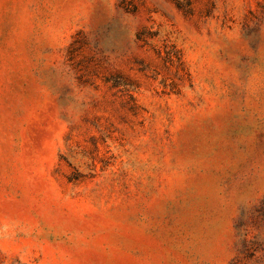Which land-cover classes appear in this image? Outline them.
Masks as SVG:
<instances>
[{"label": "rangeland", "instance_id": "1", "mask_svg": "<svg viewBox=\"0 0 264 264\" xmlns=\"http://www.w3.org/2000/svg\"><path fill=\"white\" fill-rule=\"evenodd\" d=\"M0 264H264V0H0Z\"/></svg>", "mask_w": 264, "mask_h": 264}, {"label": "trees", "instance_id": "2", "mask_svg": "<svg viewBox=\"0 0 264 264\" xmlns=\"http://www.w3.org/2000/svg\"><path fill=\"white\" fill-rule=\"evenodd\" d=\"M171 1L175 4L177 9H179L185 14H190L192 10V4L196 0H171Z\"/></svg>", "mask_w": 264, "mask_h": 264}]
</instances>
